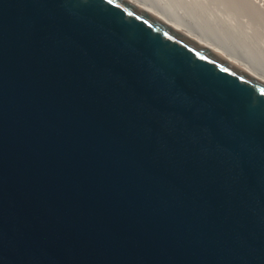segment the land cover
Returning a JSON list of instances; mask_svg holds the SVG:
<instances>
[{"label": "water", "instance_id": "95a60500", "mask_svg": "<svg viewBox=\"0 0 264 264\" xmlns=\"http://www.w3.org/2000/svg\"><path fill=\"white\" fill-rule=\"evenodd\" d=\"M0 264H264V50L183 0H0Z\"/></svg>", "mask_w": 264, "mask_h": 264}, {"label": "bare ground", "instance_id": "6f19581e", "mask_svg": "<svg viewBox=\"0 0 264 264\" xmlns=\"http://www.w3.org/2000/svg\"><path fill=\"white\" fill-rule=\"evenodd\" d=\"M213 23L264 50V0H183ZM240 16L241 19H240ZM239 19V20H238ZM245 19L249 21L248 30ZM253 20L255 22L253 24Z\"/></svg>", "mask_w": 264, "mask_h": 264}, {"label": "rangeland", "instance_id": "374dc122", "mask_svg": "<svg viewBox=\"0 0 264 264\" xmlns=\"http://www.w3.org/2000/svg\"><path fill=\"white\" fill-rule=\"evenodd\" d=\"M241 17H242V16H240V19H241ZM238 20H239V19H238ZM245 22H246V24H247V25H245V26H247L248 30H250L249 27H248V26H250L249 21L245 19ZM254 22H255V21L253 20V24H254ZM255 26H257L256 22H255Z\"/></svg>", "mask_w": 264, "mask_h": 264}]
</instances>
